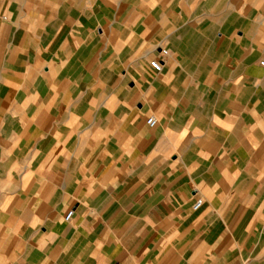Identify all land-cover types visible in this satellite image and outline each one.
<instances>
[{"label": "crops", "instance_id": "obj_1", "mask_svg": "<svg viewBox=\"0 0 264 264\" xmlns=\"http://www.w3.org/2000/svg\"><path fill=\"white\" fill-rule=\"evenodd\" d=\"M262 61L264 0H0V264H264Z\"/></svg>", "mask_w": 264, "mask_h": 264}, {"label": "built area", "instance_id": "obj_2", "mask_svg": "<svg viewBox=\"0 0 264 264\" xmlns=\"http://www.w3.org/2000/svg\"><path fill=\"white\" fill-rule=\"evenodd\" d=\"M161 53L164 55H167L168 50L167 49H161ZM262 64L264 65V61H262ZM150 65L157 72H160L163 69V61H162V59L157 58V57L153 58L150 61ZM148 123L153 126L156 123V119L154 117H150L148 119ZM202 203H203V199L198 198L194 204V208L195 209L199 208L202 205ZM73 215H74V209H70L65 215V220L69 222L72 219Z\"/></svg>", "mask_w": 264, "mask_h": 264}]
</instances>
